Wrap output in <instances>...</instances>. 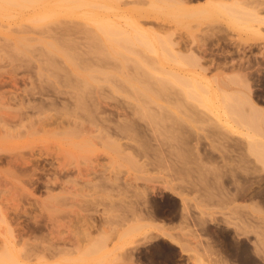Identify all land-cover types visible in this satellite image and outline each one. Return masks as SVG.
<instances>
[{
    "label": "bare ground",
    "instance_id": "1",
    "mask_svg": "<svg viewBox=\"0 0 264 264\" xmlns=\"http://www.w3.org/2000/svg\"><path fill=\"white\" fill-rule=\"evenodd\" d=\"M194 1L0 0L1 17H16L15 11L23 14L13 31L19 34L16 42L0 36V64L12 73L25 68L31 81L22 90L23 98L0 91L2 145L7 139L38 134L68 136L72 143L78 139L75 144L70 142L78 152L95 154L97 139L114 155L110 170H97L93 180L78 187L77 179L65 182L59 177L72 173L70 167L67 174L59 173L66 167L59 161L60 167L51 171L53 178L45 180L47 196L39 203L52 204L57 214L50 210L46 216L41 214L46 225L38 221V215L30 214L40 225L28 232L33 235L27 239L18 229L10 228L7 209L0 205L1 220L9 226L11 238L1 247L0 263L86 264V257L91 256L87 251H92L82 242L93 229V217L81 214L78 198L88 190L103 195L89 203L104 206L102 218L107 226L95 242L97 249H104L118 226L128 223L118 231L125 243L106 251V257L115 256V262L111 258V263L107 262L104 255L108 260H98L100 264H133V254L127 248L138 246L134 240L138 234L145 240L163 235L188 254L193 264H264V188L255 189L264 182V80L260 77L264 75V0H206L193 5ZM248 46L258 47L251 49L249 60ZM215 51L224 57L218 58ZM244 58L251 66L244 67ZM108 94L107 100L115 101L117 112L107 113L102 100ZM90 126L92 131L97 129L95 134ZM234 126L247 127L254 134L247 146L240 140L235 144L229 141L227 128ZM202 140L210 143L211 150L199 147ZM28 144L31 147H10L0 154V165H8L4 168V164L2 171L0 167V177L9 176L5 183L10 184L3 181L6 190L0 189V193L8 203L21 194L27 199L35 196L34 185H30L33 190L28 185L29 177L33 178L29 172H37V163L33 166L37 169L30 167L32 159L38 161L37 155L43 156L47 148L41 147L44 153L37 149L36 155V145ZM121 173L144 185L165 181L181 200L179 214L173 213L179 215V222L174 226L155 222L157 209L147 210L142 203L147 201V190L128 178H124L126 183H118L123 181ZM199 188L194 201L200 213L195 218V203L189 194ZM18 204H14L17 211ZM65 206H72V211L59 209L65 210ZM215 214L223 217L218 222L233 224L240 236H254L236 248L231 258L224 251L221 254L216 240L207 242L199 235L214 236L220 229L205 227L208 219H216ZM64 218L71 223L62 224ZM149 249L150 253L143 254L148 264L172 260L171 251L167 254L163 247L164 253L156 243Z\"/></svg>",
    "mask_w": 264,
    "mask_h": 264
},
{
    "label": "rangeland",
    "instance_id": "2",
    "mask_svg": "<svg viewBox=\"0 0 264 264\" xmlns=\"http://www.w3.org/2000/svg\"><path fill=\"white\" fill-rule=\"evenodd\" d=\"M195 3H193V5H195V4H199V5H201V4H204V3H206V0H197V1H194ZM16 14H18L16 17H10V18H6V17H1L0 16V36H4L6 39H8V41L10 40L11 42H16V37L17 36H19V34H17L16 32H13L14 31V29H16V27H17V21L18 20H20L21 19V16L23 15V14H19L17 11H15L14 12V15H16ZM263 28H264V26H263ZM2 67H1V69H2V71L3 72H1L0 73V81H1V78H3L2 79V81L4 82L3 84L4 85H6L4 88H3V86H2V84L0 85L1 87H0V91H1V93H2V91L3 92H5V93H8L7 95L10 97V96H13L14 97V95H15V97H17V96H19V98H23L22 97V94L24 95V93H23V91L22 90H26L27 89V87H29V83L31 82L30 80H29V78H28V72H26V69L25 68H20L19 70H14L15 72V75H13L14 73H12L13 72V70L12 69H10V68H7V67H5V66H3V64H0ZM7 68V69H6ZM0 69V70H1ZM6 70V71H5ZM12 71V72H11ZM6 72V73H5ZM8 72V73H7ZM5 73V74H4ZM11 73V77H10V74ZM2 74V75H1ZM13 75V76H12ZM210 75H212L211 73H209L208 74V77H212V76H210ZM16 77V78H15ZM14 79V81H16V83H14V81H11V80H13ZM7 82V83H6ZM134 83H136V82H134ZM10 84V85H9ZM30 86H31V84H30ZM9 91V92H8ZM17 91V92H16ZM12 92V93H11ZM13 92H15V94L13 93ZM16 93H18L17 95H16ZM12 94V95H11ZM118 96H120L119 94H117ZM110 96V94H108V96L107 97H105L104 96V98H105V100H102L103 101V103L107 106V113H112V111L114 112V111H116V109L114 108L116 105V103H115V101L112 103V100L110 101V100H107V98ZM37 98H39V97H37ZM63 98V99H62ZM61 99H62V101L63 100H65V97L63 96ZM103 98V99H104ZM33 101L35 102V100L33 99ZM108 101V102H107ZM109 102H111V103H109ZM108 103V104H107ZM115 103V104H114ZM114 104V105H113ZM11 106H14V105H11ZM113 106V107H112ZM14 108H15V106H14ZM117 112V111H116ZM117 114V113H116ZM221 124V123H220ZM224 126V125H223ZM225 127V126H224ZM92 127L90 126V132H95V131H97V129L96 128H94V129H96V130H93L92 131V129H91ZM227 128V127H226ZM228 130H227V132L229 133V136H230V138H229V141L232 143V144H235V143H238L239 142V140L240 141H242L243 142V144H244V146H247V142H248V140H249V138L253 135L254 136V134L247 128V127H239V126H234L233 127V129H231V128H227ZM93 132V133H94ZM96 133V132H95ZM94 133V134H95ZM92 134V133H91ZM40 137H39V136ZM38 135H35V136H29L30 137V139H29V137H27V136H25V137H23V138H21V139H7V140H3L4 142H3V145H2V140H0L1 142H0V144H1V148H0V154L1 153H4L3 152V150L5 151L6 149H10V147L12 148V149H14V148H20V147H22L23 146V148H24V146H25V148H28V147H31V146H28L27 147V142H29V144L30 145H36L35 146V148L36 149H34L35 150V152L37 151V149H38V152L40 151V149H41V147H43L44 149H45V147L47 148L46 149V153H44L43 151H44V149H41V152L40 153H44V155H47V151H48V153L49 152H51L52 151V153H51V155L49 154L48 155V157L47 156H41L40 157V155H37V152H36V155L37 156H39V158H36L37 156H35L34 158H36V160H38V161H35L34 159H32L33 160V162L32 163H34V165L32 164V167H30V169L32 168V169H37L36 171L37 172H35V174H32L33 172L32 171H30L29 172V175L31 174L32 176H33V178H34V180H33V178L31 179L30 177H29V181H30V183H29V181H28V177L25 179V182L28 184L29 183V187H30V185H34V190L35 191H33V195H35V196H31L30 197V199H27L24 195L22 196V194H21V196L19 195V196H16V200L14 201L13 199H12V201H13V203L16 205V204H18V205H20L19 206V210L17 211V210H15L16 209V206L12 203V201H11V203L13 204H9L10 203V201H9V203H8V201H6V200H4L3 199V197H2V194L0 193V205L2 206V207H4L5 208V210H6V212H7V215L9 216V218H8V222L10 223V224H8L9 226H11L10 228H12L13 230H17V231H19V232H21L22 234H23V238H25V239H27V238H29L30 236L29 235H33V234H28V232H30V230H31V233H32V230L33 229H35V227L36 226H38V225H40V224H36L35 223V220L36 219H33V217L32 216H30V214H32L33 216L35 215H38L37 217H39L38 218V221H40L41 222V224L42 225H46V219L45 218H43V216L40 218V216H41V214L42 215H45L46 214V212H48V214H49V210L50 211H52V212H54L53 214H57L56 212H57V210H55L52 206V204H50V205H45L44 204V206H40V202H41V204H42V200H44V198L47 196V193H45V191H43V190H45V189H43V188H45V183L48 181L47 179H52L53 178V176L52 175H54V173H52L53 171H54V169H56V168H59L60 167V165L59 164H61V163H63V165H65L66 164V167H64L65 168V171L63 170L62 172L60 171V169H59V173H62V174H67V172L66 171H68L69 172V168L68 167H70V171H72V173H70V175H68V177H65V176H62L61 174H60V178L61 179H63L65 182H66V180L67 179H77L78 180V184H77V187L78 186H81L82 184H85L87 181H90V180H93V178H95L96 177V174L98 173L97 172V170L99 171V172H101V171H103V170H107V168L106 167H108V169H109V165L110 164H112V159H113V156H112V154H110L109 152H106V150L102 147V145H101V143H100V141L99 140H97L96 139V145H97V151L95 152V154H93V155H91V154H88V153H90V152H85V151H82V150H84V149H82L81 151L82 152H80V150H79V152H78V150L75 148V145H72L73 143L75 144V142L78 140L77 138H75L74 140H75V142H74V140L72 139V138H69V139H71V140H73V143H72V141H69L67 138H68V136H67V138L66 137H59V136H50V135H46L45 136V134H38ZM36 136H38V138H40L39 140H36ZM34 138H35V140H34ZM37 138V139H38ZM64 138H66V140H62V139H64ZM1 139V138H0ZM29 139V140H28ZM9 140V141H8ZM20 140H21V142H20ZM33 140V141H35V142H31V141ZM7 141V142H6ZM72 144H71V143ZM20 143V144H19ZM22 143L24 144V145H22ZM7 144H9V145H11V146H9V145H7ZM28 144V145H29ZM6 145L8 146V147H6ZM17 145H19L18 147H17ZM22 145V146H21ZM13 146H15V147H13ZM38 147H40V148H38ZM199 147H201V148H203V150H207V151H209V150H211V148H210V143L208 142V141H206V140H202L201 141V143L199 144ZM3 148V149H2ZM5 148V149H4ZM50 149V151H49V149ZM61 148V149H60ZM63 149H64V151H63ZM24 150V149H23ZM43 150V151H42ZM56 150L57 151H60V153L59 154H57L58 152H56ZM85 152V153H84ZM214 153H215V155L216 156H218V152H215V151H213ZM40 153H38V154H40ZM56 153V154H55ZM5 154V153H4ZM55 154V155H54ZM52 155H53V157H52ZM50 156V157H49ZM55 157V158H54ZM60 157V158H59ZM116 159H119V158H116ZM61 163H60V162ZM119 161L121 162V160L119 159ZM118 160H117V162H119ZM52 163V164H54V166L56 165L57 167H53L52 166V164H50V163ZM59 162V163H58ZM35 163H37L38 164V166H37V164H36V167L37 168H35V167H33V166H35ZM40 163V164H39ZM65 163V164H64ZM67 163L69 164L68 166H67ZM5 163H3V165H4ZM7 164V163H6ZM4 165V168H5V166L7 167L8 165ZM42 164H43V166H42ZM49 164V165H48ZM58 164V165H57ZM118 164V163H117ZM120 164V163H119ZM3 165L1 164L0 165V167H1V171L3 170ZM41 165V166H40ZM79 165V169H78V171H77V166ZM30 166H31V164H30ZM50 167H52L53 168V170L52 169H50ZM73 167V168H72ZM40 168V169H39ZM75 168H76V171H75ZM81 168V169H80ZM120 168H124V171L126 170L125 168L126 167H120ZM45 169V170H44ZM67 169V170H66ZM74 169V170H73ZM111 169H112V167H111ZM118 169H119V167H118ZM117 169V170H118ZM39 170V171H38ZM42 170V171H41ZM110 170V169H109ZM43 171H45V172H43ZM49 171H50V174H49ZM52 171V172H51ZM123 171V170H122ZM126 171H128V170H126ZM125 171V172H126ZM48 172V174H46ZM41 173H43V174H41ZM52 173V174H51ZM127 173V172H126ZM2 174V176H4L5 177V175H3V173H1ZM107 174H109V172L107 171ZM124 174V175H123ZM121 173V175H120V177L122 178V176H123V181L126 179V178H128L129 179V181H132V180H130L131 179V177L133 178L134 176H129L128 174L126 175L125 173ZM99 175H101L100 173H99ZM241 175H243V174H241ZM1 176V175H0ZM35 176V177H34ZM37 176V177H36ZM39 176V177H38ZM51 176V177H50ZM57 176V175H56ZM107 176H109V175H107ZM1 178V177H0ZM3 178V177H2ZM2 178L0 179V185L3 183V181H4V184H9L7 181H6V183H5V180H7V179H9V176L7 177V175H6V178H3V180H2ZM39 178V179H38ZM47 178V179H46ZM125 178V179H124ZM32 180V181H31ZM41 180V181H40ZM45 180H47V181H45ZM120 180H122V179H120ZM119 180V182L118 183H120V184H124V183H126L125 181L123 182H121ZM2 181V182H1ZM36 183V185H35V183ZM43 181H44V183H43ZM228 181H230V180H228ZM33 182V183H32ZM132 182H134V184H136V186H138L139 188H145L146 190H147V192H148V194L146 195L147 197L145 198V200H147L146 202H142L143 204H145L144 206H145V209H147V210H152V211H154V209L156 210L157 209V213L155 214V215H157V216H155L156 217V221L155 222H157L158 220L160 221V222H163V223H166L167 222V225H168V223H169V226H170V224H171V226H174V225H176L177 223L176 222H179V213H178V211H179V208H181L182 207V205H181V200H180V198L177 196V194H176V192H174V191H172V189H170V187L168 186V184L165 182V181H163V180H158V181H154V182H149L148 184H146V185H144V183L142 182V181H138V182H136V181H132ZM59 183H60V181H59ZM229 183H231V182H228V185H229ZM4 184H2L3 186H4V188H3V186L1 185V187H0V189H1V191H4V190H6L5 188H6V186L4 185ZM43 187H42V186ZM202 185L203 186H205V184L204 183H202ZM258 186H256L255 187V189L257 188V189H262V188H264V182H261L260 183V185L259 184H257ZM9 187H10V184L8 185ZM7 186V189L9 188ZM27 186V185H26ZM260 186V187H259ZM263 186V187H262ZM36 187L38 188V187H42L41 189H36ZM68 187H69V189H71V190H73L72 188H73V186H72V184H70L69 183V185H68ZM148 187V188H147ZM259 187V188H258ZM2 188H3V190H2ZM29 190H31L32 188L30 187V188H28ZM33 190V189H32ZM42 190V191H41ZM58 190V189H57ZM56 190V191H57ZM0 191V192H1ZM70 191V190H69ZM18 192V191H17ZM45 194H44V193ZM58 192H59V190H58ZM72 192V191H71ZM96 194H94V193ZM93 192H91L90 191V193L88 192V190H86V191H84V192H81V194L79 195V200H78V202L81 204V209H82V211L84 212H81V209H79V211L81 212V214H86V215H88L89 216V214H90V217H93V218H91V222H93L91 225L93 226V229H91L90 231V234H91V237H89L90 236V234L87 236L88 237V239H87V237H85L86 238V240L84 239V241L82 242L84 245V247L86 248H88V249H90V251H92V253H90L89 251H87L88 253H89V255L91 254V256L90 257H86V256H84V258L86 257V259L88 260V262L86 263V264H96V263H98V262H100V260H104V261H106V260H108L109 258H111V260L113 261L114 260V257L115 256H113V257H106V254H107V252L108 251H110V250H112V249H114L115 247H119V245L121 244L122 245V243L124 244L125 243V239L123 240L122 239V237H120L119 236V229L120 228H122V227H126L127 226V222H124V223H122L121 225H119L118 226V229L116 230V231H114V233L112 234V235H110L111 237H108V240L106 241V245H105V248L103 249H99V247H98V249L96 248L97 246H96V244H95V242L96 243H98L99 241H98V239H100V238H98V237H101L103 234V231L102 230H106L105 228L103 229V227H106L107 225L106 224H104L103 223V218H102V215H103V212H104V206L103 205H96V204H94L95 202H96V199L97 198H100V196L99 197H97L98 195H101V196H103L102 194H97L95 191H93ZM36 193V194H35ZM207 193V191H205V194ZM18 194H19V192H18ZM199 194H200V188H199V192L198 191H196V190H194V191H192V193H190L189 194V196H190V198H192L193 200H192V202H193V205H194V203H195V201H194V199L197 197V196H199ZM46 195V196H45ZM95 195V196H94ZM2 197V198H1ZM96 197V199L94 200V198ZM18 198V199H17ZM20 198V199H19ZM93 198V199H92ZM148 198V199H147ZM36 200V201H35ZM90 200V201H89ZM91 200H93L92 202H94V203H92L91 205L89 204L90 202H91ZM17 201V203H15ZM89 201V202H88ZM157 202V203H156ZM21 203V204H20ZM25 203V204H24ZM36 203V204H35ZM156 203V204H155ZM94 204V205H93ZM142 204V205H143ZM34 205V206H33ZM52 205V206H51ZM82 205H83V207H82ZM86 205V206H85ZM87 205H89V206H87ZM96 205V206H95ZM141 205V204H140ZM157 205V206H156ZM22 206V207H21ZM85 206V207H84ZM38 207H40L39 208V210H38ZM66 208H65V210H64V208H59V209H61L62 210V212H65L66 211V209H68V210H70V211H72L71 209V207L72 206H69L70 207V209L69 208H67L68 206H65ZM90 208V211H89V209L88 210H86V208ZM143 207V206H142ZM75 208H77V211H78V207H75ZM84 208H85V211H89V212H87V213H85V211H84ZM144 208V207H143ZM176 208H178V210L176 211L175 209ZM36 209V210H35ZM40 209H41V212H40ZM92 209V210H91ZM55 210V211H54ZM61 210H59V211H61ZM67 210V211H68ZM26 211V212H25ZM33 211H35V212H33ZM159 211V212H158ZM174 211V212H173ZM176 211V212H175ZM91 212H92V215H91ZM193 216L195 217V218H198L199 217V213H200V211L197 209V207H196V203H195V206H193ZM26 213V214H25ZM89 213V214H88ZM173 213H178L177 215L176 214H173ZM48 214H46V215H48ZM45 215V216H46ZM66 215V214H65ZM172 215H175L174 216V218L172 217ZM34 216V217H35ZM31 217H32V220H34V221H32L31 220ZM215 217H216V219L215 220H211V219H208V222H207V224H205V227H210L211 229H215V228H220L219 230H215L214 231V233H215V235L213 236H210L209 237V235L207 236L206 234H205V232L202 234L201 232H199V235H201V238L202 239H204L205 241H210V240H212V239H214V241H215V246H216V243H219V244H217L218 246H216L218 249H219V251L221 252V254L223 253V251H224V253H226L225 255H229V258H231V254L234 252V251H236L235 249L236 248H238V247H240V246H242V245H245V244H248L251 240H253L254 238V236L252 235V236H247V235H239V234H237L235 231V227L233 226V224H228V223H220V222H218L219 221V219H221V218H223L222 217V215L221 214H215ZM43 218V219H42ZM178 218V219H177ZM40 219V220H39ZM45 219V220H44ZM65 219V218H64ZM68 219V218H67ZM65 219V221H62V224H67V222H68V224H70L71 222L69 221L70 219ZM93 219V220H92ZM42 220V221H41ZM67 220V221H66ZM45 222V224H43L44 222ZM158 221V222H159ZM70 222V223H69ZM159 222V223H160ZM218 223H219V225H218ZM7 224H5V223H3L2 222V220H1V214H0V254H1V252L4 250L3 248H1L2 247V245L3 246H5V243L7 242V239L9 240V239H11V238H9L10 237V231H9V226H8ZM217 226V227H216ZM23 228H24V230L25 231H27V232H25L24 230H23ZM65 227H63V230H65L64 229ZM12 229H10V230H12ZM60 229H62V228H60ZM62 230V231H63ZM71 231H72V229H70ZM70 230H68V231H70ZM101 230V231H100ZM66 231H67V229H66ZM65 231V232H66ZM67 231V232H68ZM70 231V232H71ZM24 232V233H23ZM67 232H66V234H67ZM105 232V231H104ZM235 233L237 234V235H235ZM26 234V235H25ZM101 234V235H100ZM205 234V235H204ZM29 237H28V236ZM120 235H121V233H120ZM156 235H158L157 233H155L154 234V236H156ZM25 236V237H24ZM91 238V239H90ZM135 239V241H137L138 242V246L136 247V248H127L128 250L129 249H131V252H132V256H133V264H136V262L137 261H139V263H137V264H148L144 259H143V256L145 255V252H146V254L147 253H150V249H149V246H150V244H157L158 245V249H160L161 247L163 248H165L164 250H165V252L168 250V253L171 255V258H172V260L170 261V263H169V261L168 260H164V261H161V263L160 264H193V262L190 260V257H189V255L188 254H186L185 252H183L179 247H177V246H173L172 244H170V242L168 241V238H166V237H164L163 235H161V237L160 236H156V238H154V239H149V240H145L144 238H143V235L142 234H138L136 237H134ZM210 238H212V239H210ZM6 239V240H5ZM5 240V241H4ZM97 240V241H96ZM123 242H122V241ZM218 241V242H217ZM4 242V243H3ZM9 242V241H8ZM7 242V243H8ZM143 242V243H142ZM210 242H212V241H210ZM145 243H148V244H145ZM220 243L223 245H220ZM142 244V245H141ZM241 244V245H240ZM235 245V246H234ZM82 246V247H83ZM96 246V247H95ZM19 247V246H18ZM83 247V248H84ZM94 247H95V249H94ZM235 247V248H234ZM84 248V249H85ZM160 249V250H163V249ZM173 248V249H172ZM83 249V250H84ZM126 250V249H125ZM164 250H163V252H164ZM85 251V250H84ZM107 251V252H106ZM124 250H122V252H123ZM86 252V253H87ZM119 252H121V251H119ZM164 252V253H165ZM175 252V253H174ZM85 253V254H86ZM87 253V254H88ZM104 253V254H103ZM167 253V252H166ZM167 253V254H168ZM223 253V254H224ZM144 254V255H143ZM104 255H105V257L106 258H108V259H103L104 258ZM88 256V255H87ZM142 257V258H141ZM228 257V256H227ZM91 260H90V259ZM93 258V259H92ZM117 258V257H116ZM22 259V258H21ZM20 259V260H21ZM95 259V260H94ZM137 259V261H135ZM93 260V261H92ZM99 260V261H98ZM110 259H109V261H107V262H110L111 261ZM116 261H117V259H115ZM24 260H22V262H23ZM90 261V262H89ZM92 261V262H91ZM98 261V262H97ZM141 261V262H140ZM113 262H115V261H113ZM122 262V263H124L123 261H117L116 263H112V264H120V263ZM5 263V262H4ZM3 263V264H4ZM31 264H33V263H36V261H33V262H30ZM111 263V262H110ZM0 264H2V263H0ZM5 264H18V263H15V262H10V263H5ZM98 264H100V263H98ZM231 264V263H230Z\"/></svg>",
    "mask_w": 264,
    "mask_h": 264
},
{
    "label": "flooded vegetation",
    "instance_id": "3",
    "mask_svg": "<svg viewBox=\"0 0 264 264\" xmlns=\"http://www.w3.org/2000/svg\"><path fill=\"white\" fill-rule=\"evenodd\" d=\"M218 48H219V46H216L215 49L217 50ZM257 48H258L257 46H256V47H255V46H254V47H251V46L249 47V46H248V47L246 48V53H247V54H246V58L248 57L247 60H249V57H250V59L252 58L251 51H252V50L255 51ZM251 49H252V50H251ZM215 53L217 54V57H218V58H220V57H224V56L221 55V53H220V56H218V52H217V51H215ZM253 54H256V53L253 52ZM229 56H230V55H229ZM232 56H233V55H232ZM246 58L243 59V60H245V62H244V67L251 66V64H249V63L247 62ZM235 60H237V58H236ZM233 62H234V60H233ZM236 62H238V61H236ZM236 62H234V63L236 64ZM245 65H246V66H245ZM247 65H248V66H247ZM214 68H215V67H213L212 69H214ZM214 72H215V71H214ZM260 74H261V73H260ZM260 77H262L261 79H262V81H263V80H264V78H263L264 75L261 74Z\"/></svg>",
    "mask_w": 264,
    "mask_h": 264
}]
</instances>
